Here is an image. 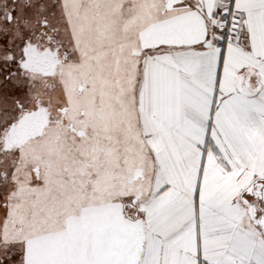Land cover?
<instances>
[{
  "label": "snow or ice",
  "instance_id": "obj_1",
  "mask_svg": "<svg viewBox=\"0 0 264 264\" xmlns=\"http://www.w3.org/2000/svg\"><path fill=\"white\" fill-rule=\"evenodd\" d=\"M0 264H264V0H0Z\"/></svg>",
  "mask_w": 264,
  "mask_h": 264
}]
</instances>
